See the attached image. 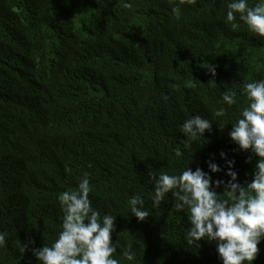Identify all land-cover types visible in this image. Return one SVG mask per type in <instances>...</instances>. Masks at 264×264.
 I'll return each instance as SVG.
<instances>
[{
	"label": "trees",
	"instance_id": "obj_1",
	"mask_svg": "<svg viewBox=\"0 0 264 264\" xmlns=\"http://www.w3.org/2000/svg\"><path fill=\"white\" fill-rule=\"evenodd\" d=\"M177 3L0 0V232L8 233L0 264H37L31 250L19 259L16 238L51 243L62 217L56 196L84 173L93 206L117 215L113 240L142 241L137 264H222L214 243L187 246L188 218L171 202L150 207L148 173L184 165L174 155L186 139L180 126L193 115L211 118L225 85L239 92L264 77V38L225 22L226 0L184 5L180 19L171 11ZM205 63L216 66L215 77ZM213 79L218 87L209 88ZM228 112L226 123L236 106ZM231 130L213 123L207 143L193 146V171L226 182L234 161L239 182L251 180L256 158ZM209 161L222 172L211 173ZM134 194L153 213L144 222L126 208ZM259 247L254 264H264V242Z\"/></svg>",
	"mask_w": 264,
	"mask_h": 264
},
{
	"label": "clouds",
	"instance_id": "obj_2",
	"mask_svg": "<svg viewBox=\"0 0 264 264\" xmlns=\"http://www.w3.org/2000/svg\"><path fill=\"white\" fill-rule=\"evenodd\" d=\"M198 3L199 0H179L172 7V14L180 19L184 5ZM123 6L134 10L132 3L125 2ZM226 9V23L236 27L243 22L249 32L264 38V0H257L255 4L249 0H226ZM202 67L212 77L217 75L216 66L205 63ZM207 86L218 87L215 79ZM224 87L227 90L221 92L222 104L212 110L211 118L193 115L180 126V133L186 139L177 143L174 155L178 161L184 160V165L179 170L149 168L148 184L152 190L147 199L153 209L171 202L172 212L186 214L189 227L182 231L188 247H199L201 241H207L216 245L222 264H254L261 251L259 245L264 242V77L243 83L239 92L227 85ZM233 106L237 108V115L226 123L224 118L229 117L228 109ZM213 123L219 124L221 130L231 125L230 139L241 151L251 152L256 158L250 181L239 182L238 173L233 170L234 161H228L226 175L230 179L226 182H213L211 175L200 168L193 171L189 166L193 146L207 143L205 133L212 130ZM221 157L227 159L224 153ZM208 168L213 174L222 172L212 161L208 162ZM221 187L223 191L218 194ZM94 190L89 173H84L75 188L59 192L56 199L62 217L55 238L51 243L45 240L42 247H32L35 243L32 240L22 243L16 238L19 259L31 250L37 264H137L142 241L132 235L135 244L121 245L120 238L113 240L117 215L102 214L93 206L90 194ZM126 208L140 222L153 216L143 194L128 198ZM7 242L8 233L0 232V248L6 247Z\"/></svg>",
	"mask_w": 264,
	"mask_h": 264
}]
</instances>
